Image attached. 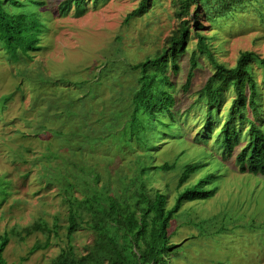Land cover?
I'll return each instance as SVG.
<instances>
[{"label":"rangeland","instance_id":"rangeland-1","mask_svg":"<svg viewBox=\"0 0 264 264\" xmlns=\"http://www.w3.org/2000/svg\"><path fill=\"white\" fill-rule=\"evenodd\" d=\"M40 1L43 2V7H40L39 12L47 25L46 31L41 35L44 49L33 53L32 60L26 64L7 62L0 50V98L14 93L13 98L3 105L6 108L0 109V179L9 183L3 197L4 193L0 192V236L8 233L9 237L3 252L6 264H50L65 243L66 205L61 189L63 183L52 182V185H45L40 192L32 194L42 185L38 180L45 182L42 175L48 170L44 169L47 163L39 158L45 153L46 142L58 150L60 153L57 154L62 158L73 161L75 156L72 157L69 148L75 147V143L63 144L71 139L66 132L68 127L79 124L88 114L87 122L94 130L90 134L95 137V132L101 133V129L96 126L98 118L103 117L101 115L111 117L113 111L122 109L121 102L123 105L127 102V99H122L137 77V72L130 71L129 66L153 56L178 24L171 0H156L145 14L133 16L128 21L126 17L137 9L141 0H105L97 1L95 5L89 0L81 15H76L71 6L64 16L59 13L58 7L65 0ZM201 23L204 26L202 34L211 42L217 62L232 68L242 51H251L259 58L264 57L262 0L246 1L243 8L236 9L232 16L218 19L211 25L204 19ZM194 46L195 41L186 43L188 52ZM252 66L260 89L264 125L262 71L256 64L253 63ZM15 68L24 76L15 75ZM178 68L176 75L170 74L174 84L171 92L175 110L182 115L192 103L194 94L212 74L214 67L201 57L188 93L182 88L189 68L187 55L178 60ZM56 79L68 82L58 83ZM84 80L87 83L82 84V94L74 83ZM16 87L19 93L16 92ZM85 88H88L89 94ZM92 90L95 92L94 97L90 92ZM87 94L88 98L81 100ZM232 96H226L227 103ZM71 101L73 105L65 109L66 113L75 110L83 116H80L81 120L75 117L73 122L61 124L65 120L55 118L54 111L60 112ZM227 103L221 108L222 115L227 111ZM178 117L176 114L177 122ZM199 121L192 115L187 120L180 121L181 125H178L175 132L178 137H182L181 143L167 144L169 139L166 138L159 146L155 159L157 163L163 157L164 161L174 164L173 172L155 174L152 182L158 190L169 194L168 207L176 194L177 174L187 164L205 160L217 162L216 165L210 164L215 169L208 167V170L216 171L219 168L221 173L217 182L218 191L213 198L187 203L175 217L180 222L184 218L188 224L182 228L175 222L172 225V230L176 226L178 228L173 242L181 244L183 248L178 257L171 258L170 262L264 264V176L239 174L232 160L221 161L215 149L207 151L206 148L212 146V138L206 148L200 144L195 146L193 137ZM37 122L64 133L59 136V141H52L51 138L45 140V137L34 134L33 125ZM111 122L109 119L107 124ZM69 130L70 134L74 133V127ZM93 137L90 139L92 142L96 140ZM122 137L121 131L115 126L96 142L99 146L92 152V157L90 158L91 153L88 151L83 158L90 163H99L98 170L103 174V160L113 155V152L114 157L124 153L114 144L119 143L118 140ZM140 153L136 149L130 152L126 161H121L122 166L119 168L132 171L135 167L133 161ZM49 163L51 167L58 164L60 167L56 168H61L64 162L61 163V158H57ZM49 169V174L55 172V168ZM24 174L29 176H22ZM202 174L195 175L191 183ZM39 176L41 179H38ZM53 180H56V175ZM166 185L168 189H165ZM56 218L57 235L53 231L49 234L33 232L29 236L17 234L34 223H47L50 227ZM13 229L15 232L11 233ZM73 239V244L80 249L89 243L91 237L87 232L81 231ZM46 243L49 246H44Z\"/></svg>","mask_w":264,"mask_h":264},{"label":"trees","instance_id":"trees-1","mask_svg":"<svg viewBox=\"0 0 264 264\" xmlns=\"http://www.w3.org/2000/svg\"><path fill=\"white\" fill-rule=\"evenodd\" d=\"M91 1L95 5L97 1L105 0ZM155 1L141 0L137 9L126 17V21L133 16L145 14ZM171 1L174 15L178 19L175 30L153 56L129 66L130 71L137 72V77L122 99H127V102L125 105L121 102L122 109L113 111L108 119L104 115L98 118L96 126L101 129V133L95 132V137L90 134L94 130L87 122L88 114L81 120L80 116L83 114L75 110H67L68 114L66 113L65 109L71 108L72 101L60 112L54 111L55 118L65 120L61 124L73 122L75 117L81 121L68 127L66 132L72 141L67 139L63 143H75V147L69 148L72 157L75 156L73 161L62 158L57 154L59 151L50 147L48 142L47 147L44 144L45 153L39 158L47 163L48 166L44 169L48 170L42 175L45 182L38 180L42 185L32 194L40 192L45 185H52V182L63 183L61 189L66 205L65 243L50 264H171V258L178 257L183 246L173 242V237L178 230L177 226L186 227L188 223L184 218L180 222L175 217L181 213L185 204L213 198L218 191L217 182L221 178L219 168L216 171L208 170V167L215 169L210 164L216 165L217 162L205 160L187 164L177 174L176 194L170 207L167 206L170 198L167 191H160L152 185L155 174L173 172L174 164L164 161L163 157L160 162L155 163L157 150L166 138L169 139L167 144L181 143L182 137H178L175 130L181 125L180 121L187 120L189 115L200 120L193 137L195 146L200 144L206 148L212 138V146L207 147V151L215 149L221 161L232 160L239 174L264 176L262 101L252 66L254 63L261 69L264 81V57L259 58L251 51H242L232 68L217 62L211 42L202 34L204 26L201 23L204 19L211 25L218 19L232 16L236 9L243 8L244 2L252 0ZM88 2L89 0H65L58 11L64 16L73 6L76 15H81ZM40 7H43L40 0H0V50L7 62L26 64L32 60L33 53L44 49L41 35L46 31L47 25L39 12ZM258 14L263 16L261 12ZM193 41L194 49L188 52L186 43ZM184 55L188 56L189 68L182 88L187 93L201 57L210 62L214 71L194 94L188 109L179 115L171 92L174 84L170 74L178 73V60ZM15 75L24 76L16 68ZM55 81L68 82L63 79ZM86 83L84 80L74 85L83 94L82 84ZM17 87L15 90L19 93ZM85 89L89 94L88 88ZM90 92L94 97L95 92ZM88 94L87 97L82 96L81 100H86ZM229 94L233 96L227 103L226 96ZM13 96L14 93L0 98L1 110L6 108L3 105ZM226 103L227 111L222 115L221 108ZM45 114L48 116L46 110ZM176 114L179 116L178 122ZM109 119L112 122L107 124ZM182 124L184 126V122ZM115 126L123 137L118 140L119 143L114 144L124 153L114 157L113 152V155L104 159V173L101 174L98 170L99 163L91 161V164L83 156L89 151L91 158L92 152L99 146L96 142ZM33 127L34 134L45 137V140L51 138L52 141H59V136L64 133L58 129H49L41 122L35 123ZM71 127H74V133L70 134L68 131ZM92 137L96 138L94 142L90 140ZM135 149L141 153L133 161L134 169L124 171L119 168L122 166L121 161L125 162L128 154ZM57 158H61V163L64 162L61 166L63 171L56 168L60 167L58 164L56 167L50 166V160ZM198 158L199 156L196 159ZM49 168H55V172L49 174ZM199 173L203 174L191 183L192 178ZM55 175L56 180H53ZM8 185V182L0 179V192L4 193H1L2 197L7 193ZM165 189H168L167 185ZM57 222L58 218L50 227L47 223H34L17 234L29 236L33 232L49 234L53 231L57 235ZM174 222L177 226L172 230ZM81 231L87 232L91 239L77 249L73 244V237ZM14 232L15 229L11 231ZM8 238V233L0 236V264H6L3 252L9 242Z\"/></svg>","mask_w":264,"mask_h":264}]
</instances>
